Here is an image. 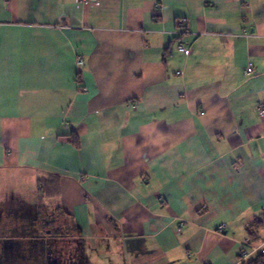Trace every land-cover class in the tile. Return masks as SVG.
<instances>
[{"label": "crops", "instance_id": "crops-1", "mask_svg": "<svg viewBox=\"0 0 264 264\" xmlns=\"http://www.w3.org/2000/svg\"><path fill=\"white\" fill-rule=\"evenodd\" d=\"M258 105L264 0H0V197L29 180L52 207L22 234L1 201L2 246L61 249L66 264L256 257ZM245 239L257 250L242 260Z\"/></svg>", "mask_w": 264, "mask_h": 264}, {"label": "rangeland", "instance_id": "rangeland-1", "mask_svg": "<svg viewBox=\"0 0 264 264\" xmlns=\"http://www.w3.org/2000/svg\"><path fill=\"white\" fill-rule=\"evenodd\" d=\"M7 180L6 182L10 183L11 186L13 185L11 183L15 182L14 177L11 178L10 176H8ZM13 187L14 186H12L11 190H4L6 192L3 191V194H7L6 202L5 197H3L4 201L0 197V202L3 201L1 204L4 205V207L9 211L7 212L8 214H10L11 212L10 217H16V219L21 222V226L20 228H17V231L19 233L23 232L22 234H29L31 225H35V223L32 222L33 218L35 217H33L32 215L34 210L37 209L38 211H40L41 209H44L48 211V209L51 210L52 207L50 205H47L46 203H44L42 207L40 205V199H38L37 206L33 204L34 193L33 191H31L29 180H23L22 189L20 191L19 189L17 190ZM18 194H21L20 200ZM10 197L13 198L14 205L10 203ZM14 210H16V212ZM7 225L8 222H5L3 224L0 222V234L8 233ZM3 244L2 240H0V264H66L68 261V259L63 260L65 256H62L61 249L56 250L51 249L50 247H48L47 249H44L43 247H40L39 249H32L35 248L32 246V248H30V246H27L12 249L8 248L7 244L6 247L2 246Z\"/></svg>", "mask_w": 264, "mask_h": 264}, {"label": "built area", "instance_id": "built-area-1", "mask_svg": "<svg viewBox=\"0 0 264 264\" xmlns=\"http://www.w3.org/2000/svg\"><path fill=\"white\" fill-rule=\"evenodd\" d=\"M80 1L85 2L87 0H80ZM178 25H179V27H183L185 25V20L184 19L179 20ZM177 49L179 52L184 53L186 55H188L191 52V46H188V45L181 43V42L177 43ZM76 62H77L78 66L84 65V60L82 57L78 56L76 58ZM251 71H252L251 68L247 69V72H251ZM258 112H259L260 117L264 118V105H258ZM263 134H264V132H263ZM222 229H223V226H220L219 230H222ZM248 242H249L248 239H245V241H244L245 247L241 253V259L242 260L248 259L252 255V253L257 250V247L250 246L248 244Z\"/></svg>", "mask_w": 264, "mask_h": 264}, {"label": "trees", "instance_id": "trees-1", "mask_svg": "<svg viewBox=\"0 0 264 264\" xmlns=\"http://www.w3.org/2000/svg\"><path fill=\"white\" fill-rule=\"evenodd\" d=\"M48 180L49 178L39 179V188H40L41 194L52 196L53 191L50 190L51 188L46 183V181ZM51 231H53V229H51ZM243 264H264V251L259 252L254 258L244 261Z\"/></svg>", "mask_w": 264, "mask_h": 264}]
</instances>
